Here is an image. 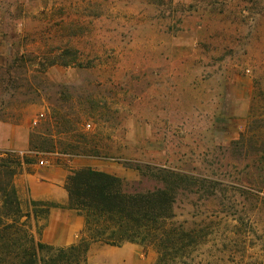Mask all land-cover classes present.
Instances as JSON below:
<instances>
[{
    "label": "rangeland",
    "instance_id": "obj_1",
    "mask_svg": "<svg viewBox=\"0 0 264 264\" xmlns=\"http://www.w3.org/2000/svg\"><path fill=\"white\" fill-rule=\"evenodd\" d=\"M0 140L1 187L74 158L130 192L161 187L137 165L180 172L174 221L199 240L177 264H264V0H0ZM45 218L20 220L37 239Z\"/></svg>",
    "mask_w": 264,
    "mask_h": 264
},
{
    "label": "trees",
    "instance_id": "obj_2",
    "mask_svg": "<svg viewBox=\"0 0 264 264\" xmlns=\"http://www.w3.org/2000/svg\"><path fill=\"white\" fill-rule=\"evenodd\" d=\"M71 54L69 49L55 55L46 54L38 65L43 70L47 65H66L64 57ZM36 59L32 61L36 63ZM31 146L38 148L34 138ZM142 167L137 165L136 168L142 177L150 175L161 187L130 192L123 178L105 171L92 167L71 171L65 182L68 207L86 217V234L68 247L45 244L25 229L20 219H29L31 212L21 208L13 184L16 171H12L11 181H2L3 186H0L4 197L0 209V264H86L93 243L116 247L126 243L153 246L159 254L155 264H177L178 257L188 255L199 240L195 231L184 229L174 221L178 191L190 184V178L165 167L144 166L151 173L144 172ZM32 205L35 217L47 216L51 208L59 207L41 201H33Z\"/></svg>",
    "mask_w": 264,
    "mask_h": 264
},
{
    "label": "crops",
    "instance_id": "obj_3",
    "mask_svg": "<svg viewBox=\"0 0 264 264\" xmlns=\"http://www.w3.org/2000/svg\"><path fill=\"white\" fill-rule=\"evenodd\" d=\"M19 145L21 149H28L27 133L23 135L21 144L16 143V146L19 147ZM10 146L11 141L0 140V150H7ZM68 163L47 166H40L33 162L23 163L13 179L24 212L33 211V201L50 202L59 206L51 208L46 218L39 222L43 226L37 235V239L41 242L57 247L71 246L85 237L86 217L68 207L69 195L65 189L67 176L71 173L70 170L84 167L96 169L93 161L86 158H74ZM1 205L0 202V209ZM29 221L32 231L33 225L35 230L37 221L33 218ZM139 255L138 246L131 243L120 247L93 243L89 248L86 264H148L144 263Z\"/></svg>",
    "mask_w": 264,
    "mask_h": 264
},
{
    "label": "built area",
    "instance_id": "obj_4",
    "mask_svg": "<svg viewBox=\"0 0 264 264\" xmlns=\"http://www.w3.org/2000/svg\"><path fill=\"white\" fill-rule=\"evenodd\" d=\"M26 154H31V155H33V152L31 151V152H20V155L23 157L24 155H26ZM43 163V162H42Z\"/></svg>",
    "mask_w": 264,
    "mask_h": 264
}]
</instances>
